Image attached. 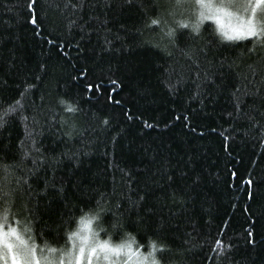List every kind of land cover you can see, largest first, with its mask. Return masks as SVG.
Masks as SVG:
<instances>
[{
	"label": "trees",
	"instance_id": "trees-1",
	"mask_svg": "<svg viewBox=\"0 0 264 264\" xmlns=\"http://www.w3.org/2000/svg\"><path fill=\"white\" fill-rule=\"evenodd\" d=\"M27 3L0 0V165L20 164L30 184L10 185L13 226L37 249L61 250L91 217L113 246L133 239L147 257L155 244L159 264H264V39L229 40L205 20L173 47L151 25L180 21L163 0H36L35 25ZM30 132L37 165L21 164ZM158 169L174 182L153 181Z\"/></svg>",
	"mask_w": 264,
	"mask_h": 264
},
{
	"label": "snow or ice",
	"instance_id": "snow-or-ice-1",
	"mask_svg": "<svg viewBox=\"0 0 264 264\" xmlns=\"http://www.w3.org/2000/svg\"><path fill=\"white\" fill-rule=\"evenodd\" d=\"M131 4L132 0H128ZM186 0H175L173 9H182L185 7ZM36 0H28L26 5L27 10L32 17L30 22L35 25L37 23L35 16L33 15L35 11ZM195 4L199 6L201 11L199 12L198 19L196 23L191 25V28L194 33L199 35V28L203 21L213 20L218 26L221 35L229 40L235 39H248L249 37L262 38L264 39V27L260 31H257V28L254 26V18L258 17L261 21H264V0H219V3L213 2V0H195ZM229 9H236L240 13L249 14V19L245 20L241 15H237ZM155 11V9H153ZM173 15L175 12L172 13ZM228 18L230 21L227 25L223 23V18ZM232 20H235L236 23H231ZM74 25L76 21H71ZM151 25L160 26L162 29H167L164 31L163 35L169 41L173 47H178L179 42L184 39L186 35L185 32L180 31L181 29H188L190 24L184 21H176L175 27L170 26L168 21L162 17L157 16L156 18L151 19ZM230 30L232 33L229 34ZM51 42V41H50ZM110 43V41H109ZM182 54L187 57L189 60L192 59V51L190 49H182ZM168 55L171 57L172 52H168ZM195 64L196 61L193 60ZM197 68L200 69V65L197 64ZM203 69L197 72V78H201V72ZM209 73L203 71L202 79L208 80ZM115 83V81H113ZM91 85L89 88L91 89ZM26 95L25 92L21 93L23 98ZM210 98V93L208 94ZM202 94L197 93V99L201 98ZM59 104L64 107V110L68 113H75L77 108L71 104H67L66 101L60 100ZM24 107L22 100H17L13 105V108L16 110V113L19 114L20 110ZM234 108L237 112L244 113L247 116L249 123L253 127H256L259 124V121L256 119V116H248L245 109L246 105H241L237 98V102L234 104ZM7 111V110H6ZM256 115L261 119H264V113L259 111L256 112ZM132 117L129 115L128 117ZM25 121L28 120V117H23ZM179 119V117H177ZM188 117H185L187 120ZM7 121L0 119V132L5 128ZM104 124L107 125L108 121L104 120ZM147 127H152L151 124H148ZM256 130L264 135V124H259V127ZM70 136V133H66ZM29 140L31 142V148H29L25 142H21L20 151L22 153L21 164L24 160H27L29 157H32V164L37 165L43 161L38 160V157L41 155L39 147L36 146V140L33 138V134L29 133ZM2 143V141H0ZM35 154V155H33ZM46 159V158H45ZM57 161L53 158V163ZM191 162V161H190ZM20 167V164L0 165V170L3 172V176H0V200L5 202V206L2 211H0V260L4 261V264H8V261H11V264H52L47 257L43 259L38 256L37 248L38 246L34 243H30L31 236L27 239L21 234L19 228V222H16V226L10 221V205L13 200L14 193L16 189L11 188L10 185L15 182L17 186L25 188V190H30L29 179L26 176H16L15 170ZM174 173L169 174L166 170L158 169L156 174L152 177L155 181L156 176H159L162 179H166L169 183L174 182ZM182 176H186L187 173H182ZM235 175V173H233ZM247 185L251 187L253 185V180L250 178L247 180ZM146 188L149 187L148 184L145 185ZM151 195L150 191H145L142 195H139L140 201H146L147 198ZM251 192H249V197L251 198ZM91 220L87 218L81 219L82 231L89 233L86 235H81L80 232L69 233L68 240L72 242L71 249L66 251L61 249H48L50 252H61L63 255L67 256V261L60 258L58 264H100V260H115L120 258L121 264H144V262L150 260V264H159V261L156 260L154 252L156 250L155 244L152 245L153 252H150L147 257L140 254L139 246L133 249L132 245L135 243L133 239H130L129 242L123 243L120 245H111L109 241H99L94 238V234H91ZM24 232L30 233L31 229L28 226H25L23 229ZM249 236L252 235L251 232L248 233ZM76 241H79L77 243ZM251 242V241H250ZM219 244L220 241H217ZM230 247V246H229ZM44 250L42 249L41 252ZM164 251V250H161Z\"/></svg>",
	"mask_w": 264,
	"mask_h": 264
},
{
	"label": "rangeland",
	"instance_id": "rangeland-1",
	"mask_svg": "<svg viewBox=\"0 0 264 264\" xmlns=\"http://www.w3.org/2000/svg\"><path fill=\"white\" fill-rule=\"evenodd\" d=\"M163 2H165V5H167L166 7V11H167V16H171L174 17L175 19H179L180 21H187V22H196V20L198 19L199 16V12L201 11V9L199 8L198 5L195 4V0H186L185 3V7L182 9H173V5L175 3V0H163ZM213 2L215 3H219V0H213ZM170 4V5H169ZM229 11L234 12L237 15H241L243 17V19L247 20L249 19V14L247 13H240L238 12L236 9H229ZM175 12V14L173 15L172 13ZM207 21H211L216 29L218 30V32L220 33L219 30V26L213 21V20H207ZM230 21L228 20V18H223V23L225 25H227ZM231 23L235 24L236 21L232 20ZM254 26L257 28V31H260L262 27H264V21H261L259 19V14L257 18H254ZM226 31H229V34L231 35L232 33L230 32V30H228L227 28L225 29ZM87 219H90L92 221L91 217H85ZM82 225H81V220L78 223V226L76 228V230L73 233L76 232H80L81 235H86L89 233H85L82 230ZM91 234H94V238L103 242V240H101L95 233L93 226H92V222H91ZM77 243H79V241H76ZM72 246V242L68 240V243L66 245V248H64L63 250L68 251L71 249ZM44 250V249H43ZM37 254L38 256H40L42 259L43 257H47L50 261H52V264H58V261L60 258L65 259V261H67V256L63 255L61 252L57 251V252H50L48 250L41 252V250L37 249ZM0 264H4L3 260H0ZM8 264H11V261H8ZM100 264H121V260L120 258H116L115 260H100ZM144 264H150V262L146 261L144 262Z\"/></svg>",
	"mask_w": 264,
	"mask_h": 264
}]
</instances>
